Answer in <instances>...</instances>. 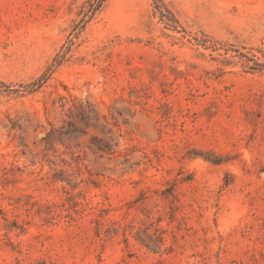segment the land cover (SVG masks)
<instances>
[{"label":"rangeland","instance_id":"obj_1","mask_svg":"<svg viewBox=\"0 0 264 264\" xmlns=\"http://www.w3.org/2000/svg\"><path fill=\"white\" fill-rule=\"evenodd\" d=\"M87 1L0 0V264H264V0Z\"/></svg>","mask_w":264,"mask_h":264},{"label":"trees","instance_id":"obj_2","mask_svg":"<svg viewBox=\"0 0 264 264\" xmlns=\"http://www.w3.org/2000/svg\"><path fill=\"white\" fill-rule=\"evenodd\" d=\"M103 1L104 0H88L85 8L82 10L83 15L84 16H88V14L93 15V13H95L100 8V5ZM154 8L156 11H158L161 14L162 18H164L163 17L164 12H167L168 14H170L169 11L164 7L161 0H154ZM170 21L175 22V20L173 19V16H172V19ZM54 62L59 64L61 61L59 59H55Z\"/></svg>","mask_w":264,"mask_h":264}]
</instances>
